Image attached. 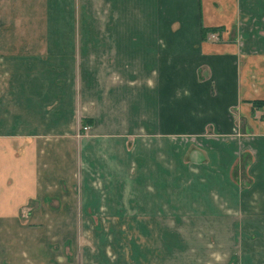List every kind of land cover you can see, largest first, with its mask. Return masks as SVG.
Masks as SVG:
<instances>
[{"label":"crops","instance_id":"1","mask_svg":"<svg viewBox=\"0 0 264 264\" xmlns=\"http://www.w3.org/2000/svg\"><path fill=\"white\" fill-rule=\"evenodd\" d=\"M258 100L264 0H0V264H52L56 218L131 264H264Z\"/></svg>","mask_w":264,"mask_h":264},{"label":"rangeland","instance_id":"2","mask_svg":"<svg viewBox=\"0 0 264 264\" xmlns=\"http://www.w3.org/2000/svg\"><path fill=\"white\" fill-rule=\"evenodd\" d=\"M89 128V127H86ZM89 130V129H88ZM87 130V131H88ZM87 131L82 130L81 123L76 126V137L81 138L85 135ZM21 195V194H19ZM57 205V204H56ZM55 205V210H57ZM101 219L103 226L107 228L108 224L115 225L116 220L114 218ZM95 221V220H94ZM71 222V224H69ZM166 222H171L170 218H167ZM203 223H207L206 220H202ZM53 224L52 222H49ZM108 223V224H107ZM128 223L127 219H123L119 222V230L125 231L126 224ZM69 221L67 219H55L54 226L55 232L48 233L45 237H48L47 243V260L52 264H131L130 258L134 254L140 255L138 251H130L128 248V235H111L108 233L97 234L92 231L91 224L89 220L76 218ZM174 224L172 223L169 228H173ZM36 226V225H35ZM85 226V227H84ZM43 227V225H42ZM207 228V234L211 233V228H208L207 225L204 226ZM44 228V227H43ZM42 228V229H43ZM45 225V230H47ZM48 230H53L51 227ZM23 239H26V236H22ZM41 237V235H40ZM142 241V236H139ZM119 241L118 247H116V242ZM153 244L157 247L158 243L156 241ZM24 249L23 254L21 255L24 264H37L36 254L30 252L28 249V244L24 241V244L21 245ZM43 252L39 251V254ZM264 259V254H261ZM135 256V255H134ZM38 257V256H37ZM152 257L147 259L151 261ZM40 259V258H39ZM156 260L155 258H152ZM41 260V259H40ZM140 261V259H139ZM181 264V260L174 255V251L168 255L167 264ZM136 264V259L135 263ZM143 264V261H142Z\"/></svg>","mask_w":264,"mask_h":264},{"label":"trees","instance_id":"3","mask_svg":"<svg viewBox=\"0 0 264 264\" xmlns=\"http://www.w3.org/2000/svg\"><path fill=\"white\" fill-rule=\"evenodd\" d=\"M219 28H202L200 27V35L201 38H204L208 34H214L217 33ZM252 110H257L261 107H264V101L258 100V101H252L250 102ZM81 127L84 128L86 126H89L91 124L90 120H81Z\"/></svg>","mask_w":264,"mask_h":264},{"label":"built area","instance_id":"4","mask_svg":"<svg viewBox=\"0 0 264 264\" xmlns=\"http://www.w3.org/2000/svg\"><path fill=\"white\" fill-rule=\"evenodd\" d=\"M82 130H84V131H87V130H88V128L84 127V128H82Z\"/></svg>","mask_w":264,"mask_h":264}]
</instances>
